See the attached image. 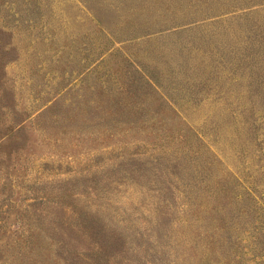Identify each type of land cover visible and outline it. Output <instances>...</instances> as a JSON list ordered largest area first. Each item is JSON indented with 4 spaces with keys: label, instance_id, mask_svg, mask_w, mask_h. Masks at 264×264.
Returning <instances> with one entry per match:
<instances>
[{
    "label": "rangeland",
    "instance_id": "rangeland-1",
    "mask_svg": "<svg viewBox=\"0 0 264 264\" xmlns=\"http://www.w3.org/2000/svg\"><path fill=\"white\" fill-rule=\"evenodd\" d=\"M0 264H264V0H0Z\"/></svg>",
    "mask_w": 264,
    "mask_h": 264
}]
</instances>
